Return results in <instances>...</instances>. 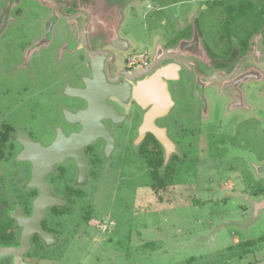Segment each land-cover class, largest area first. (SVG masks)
Here are the masks:
<instances>
[{"label":"rangeland","instance_id":"obj_1","mask_svg":"<svg viewBox=\"0 0 264 264\" xmlns=\"http://www.w3.org/2000/svg\"><path fill=\"white\" fill-rule=\"evenodd\" d=\"M5 1L0 0V16ZM70 1L91 15H98L97 22L92 21L94 30L89 27L87 32L92 47L109 44L115 35L129 44L127 51L117 54L115 65L121 67L127 56L151 62L163 50L166 39L176 37L177 33L184 37L190 13L204 21L205 38L215 45L219 42L221 16L219 11L210 12L209 7L214 1L238 0ZM248 1L254 3L252 17L262 22L252 39L264 58V0ZM32 3L22 0V12L18 15L12 6L0 35V124L6 122L15 128L37 126V133L32 134L43 140L51 135L46 132L45 119L53 106L49 89L38 92L40 82L68 76L79 65V53L67 44L75 39V34L80 40L84 21L79 15L55 23L49 46L57 56L47 57L49 50L42 48L46 44L38 43L39 37L45 36V22L35 15H45L48 10L41 13ZM244 24V28H249L251 21ZM63 30V34L67 33L64 39L58 36ZM80 52L86 56L83 50ZM38 56L44 60L36 59ZM137 69L133 67L132 71ZM261 69L262 129L256 135L249 124L242 128L250 145L240 149L226 145L233 128L229 122L220 129L215 124H203L211 137L209 149L204 151L210 159L201 161L200 156L195 166L187 164V160L177 164L174 178L165 188L154 192L144 158L136 140L132 142L135 132L128 136L115 129L117 142L113 151L101 156L100 179L93 185L86 184L88 196L77 199L71 214L59 219L63 229L59 242L33 245L24 262L264 264V64ZM34 74L38 85L30 81ZM177 112L176 108L168 119ZM11 141L15 150L13 136ZM188 152L190 157L197 156L194 150ZM13 156L2 161L0 171V203L7 202L8 208L21 189L30 191L23 173L28 164L13 160ZM164 167L162 164L158 173L168 177ZM246 241L253 242L244 244ZM0 264L14 263L10 255H0Z\"/></svg>","mask_w":264,"mask_h":264},{"label":"flooded vegetation","instance_id":"obj_2","mask_svg":"<svg viewBox=\"0 0 264 264\" xmlns=\"http://www.w3.org/2000/svg\"><path fill=\"white\" fill-rule=\"evenodd\" d=\"M21 1H5L0 22L7 5H9V9L6 24L0 35L9 20L11 7H15L14 13L17 15L22 12ZM29 2L30 4L35 2V6L41 13L44 9L48 10L45 15H35L42 22H45V36L43 38L39 37L38 43L40 46L46 44L42 48L49 50V53L46 54L47 57L49 55L50 58L57 56L56 52L53 51L54 48L49 46L52 43L51 33L55 23L61 19L71 20L80 15L83 17L84 28L80 40L77 37L78 35L75 34V39L67 44L69 49L73 48L79 53L77 58L79 65L73 67L74 69L68 73V76L56 78L53 82L42 79L38 88L40 94L46 92L47 89L50 91L49 97L53 107L52 111L46 114L45 127L46 132L51 135L40 140L38 136L32 134L37 133V126L34 128L27 127V125L16 128L13 126L15 130L13 160H16V155L23 149L17 141L18 133H23L44 146L53 145L62 134L69 137L81 131H89L90 135L89 142L82 146L80 142L69 143L67 146L60 145L53 154V157L57 155L58 160L52 162L44 170L43 174L49 192L57 199V202L46 207L40 225L52 238L48 243L37 233H34L30 238V248L33 245L40 246L41 242L44 245L57 244L61 237L60 232L63 230L59 219L71 214L70 212L77 199L88 196L89 190L85 187L86 184L93 185L100 179L101 156H108L114 149L107 154V142L102 136L103 133L107 136L110 132L116 145L115 129L123 134H128V136L135 132L132 142L135 139V145L138 148H140L148 134L153 135L151 132H146L141 140L137 139L139 126L152 104L143 107L137 103L134 99V87L146 76L154 73L156 69L168 65L174 66L171 71H167L166 76L162 77L170 94L172 105L165 115L156 118L154 121L157 126L165 129L168 139L173 144V149L167 159L166 149L161 145L164 166L171 161L177 171V164L184 163V160H187V164L195 166L199 162L200 156L201 161L207 162L210 159L204 151L209 149L211 137L203 129V124H215L220 129L223 125L226 127L229 122L233 128L231 133H228L230 139L226 145L233 149L245 148L250 145L242 134L244 125L249 124L255 130L256 135L258 130L262 129L263 75L261 68L264 64V58L261 49L257 48L256 42L252 39L261 29L262 22L255 20L253 13L250 12L254 3L248 0H238L236 3L214 1L211 4L209 7L210 12L219 11V16H221L218 19L219 42L214 41L215 45H213V42L211 45V41L207 42L205 38L207 35L205 34L206 29L202 27L204 21H199L198 16L190 13V16L186 17L188 28L185 32L187 34L183 37L177 33L178 36L166 39L161 46L163 50L158 51L159 53L155 55L151 62L147 59L143 67L132 71L133 67L129 66L127 61L128 56L125 58L123 66L116 67L115 65L118 52L129 49V44L123 38L115 35L109 44L94 47L88 42V28L94 30L92 21L97 22V14L91 15L87 10L77 6L76 3L74 4L70 0H29ZM159 8L157 7V9ZM42 17L44 18L42 19ZM246 20L251 21L249 28L243 27ZM61 21L59 27L62 25ZM63 33L64 30L62 34L60 31L58 36L64 39L67 33ZM81 50L86 56H83ZM39 58V56L36 57V59ZM39 60L44 59L40 58ZM30 81L38 85L35 74ZM108 85L118 88L121 97L109 95ZM74 89L81 90L85 94V98L72 95L71 91ZM103 100L106 102L107 107H102ZM110 107L116 109L120 116L115 119L104 117L105 109ZM176 108L178 109L177 115L168 119V116ZM2 124L9 123L2 122L0 126ZM257 141L255 140V143ZM16 144H18L17 149ZM190 150L196 151L197 156L190 157L188 152ZM80 151L84 156L82 162ZM74 152L79 157L81 165L84 166L83 172L76 157L72 154ZM24 162L28 164V167L23 168V173L29 182L32 165L28 161ZM2 163L0 161V171L3 169ZM1 177L2 173L0 180ZM29 188L30 191L21 189L15 194V199L9 208L7 202H3L4 208L10 211L19 206L23 215L29 216L32 213L33 201L40 194L39 187L32 186ZM52 219H54V222ZM15 227L17 242L12 245H18L20 239L21 227L17 225L16 221ZM29 251L30 249L23 254V261H26L25 256Z\"/></svg>","mask_w":264,"mask_h":264},{"label":"water","instance_id":"obj_3","mask_svg":"<svg viewBox=\"0 0 264 264\" xmlns=\"http://www.w3.org/2000/svg\"><path fill=\"white\" fill-rule=\"evenodd\" d=\"M8 9L9 5L6 6L3 18L0 22V32L6 24ZM173 67V65H168L156 69L154 73L146 76L134 87V99L137 103L143 107H146L148 104H152V107L145 113L142 123L139 126L137 139L141 140L146 132H151L157 141L165 147L166 159L173 149V144L168 139L165 129L157 126L154 121L156 118L165 115L172 105L170 94L162 77L166 76L167 71H171ZM107 91L110 92L109 95L121 97V93L116 87L108 85ZM71 94L85 98V94L81 90L74 89L71 91ZM101 104L102 107H107L104 100ZM108 109H105L106 112L103 115L104 117L115 119L120 116L116 109L111 107ZM89 136V131H81L80 133L69 137L62 134L57 138V141L53 145L44 146L40 142L33 141L30 137L23 133L17 134V141L22 145L23 149L16 155V160L30 162L32 165V174L31 179L28 182V187H39L40 194L33 201L32 213L29 216L23 215L19 206H16L15 209L8 211V215H10V217L16 221L17 225L21 227L20 239L18 245H0V255L12 256L14 264H27L22 260V257L23 254L30 249V238L34 233H37L42 239L49 243L52 236L44 231L40 225V221L45 214L46 207L48 205L55 204L57 199L50 194L43 172L52 164V162L58 160V157H56L57 155L53 157V154H55V151L60 145L67 146L69 143L73 144V142H80L82 146L83 144H87L89 142ZM102 136L107 142L106 152L109 154L115 146V139L110 132H108L107 136L104 133ZM72 154L76 157L80 169L83 172L84 166L81 165L79 157L75 152ZM82 161H84V156L81 153V162Z\"/></svg>","mask_w":264,"mask_h":264},{"label":"trees","instance_id":"obj_4","mask_svg":"<svg viewBox=\"0 0 264 264\" xmlns=\"http://www.w3.org/2000/svg\"><path fill=\"white\" fill-rule=\"evenodd\" d=\"M14 131L13 126L9 124H2L0 126V161H5L10 156H13L14 145L11 139L12 136H14ZM139 151L149 170L151 187L154 192H158L160 189L165 188L174 178L176 167L170 161L164 167L168 177L159 175V167L163 164L161 144L153 135L148 134L140 146ZM14 226L15 220L8 215V211L4 208L3 203H0V245L7 246L17 242V232ZM250 242L251 241H246L244 244H249Z\"/></svg>","mask_w":264,"mask_h":264},{"label":"built area","instance_id":"obj_5","mask_svg":"<svg viewBox=\"0 0 264 264\" xmlns=\"http://www.w3.org/2000/svg\"><path fill=\"white\" fill-rule=\"evenodd\" d=\"M128 64L132 67L141 68L146 64V61L139 58H128Z\"/></svg>","mask_w":264,"mask_h":264}]
</instances>
